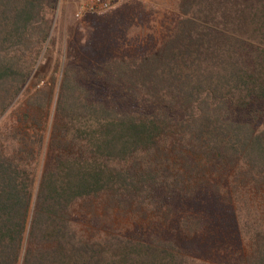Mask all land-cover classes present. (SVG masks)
<instances>
[{"label": "trees", "instance_id": "1", "mask_svg": "<svg viewBox=\"0 0 264 264\" xmlns=\"http://www.w3.org/2000/svg\"><path fill=\"white\" fill-rule=\"evenodd\" d=\"M57 5L0 0V117ZM175 10L142 57H64L52 117L37 91L0 127V264H264V0Z\"/></svg>", "mask_w": 264, "mask_h": 264}, {"label": "rangeland", "instance_id": "2", "mask_svg": "<svg viewBox=\"0 0 264 264\" xmlns=\"http://www.w3.org/2000/svg\"><path fill=\"white\" fill-rule=\"evenodd\" d=\"M175 6L176 0H114L107 11L78 17L77 0H58L50 34L53 48L40 60L39 67L10 109L0 117V127L4 128L14 116V111L37 91L47 93L48 118L52 117L64 57L90 64L115 56L139 58L150 53L173 31L177 21ZM44 119L46 121L47 117ZM47 138L48 131L45 133L46 141ZM47 151V143L44 142L42 152L45 155ZM35 194L36 187L33 203ZM27 233L28 225L23 250L27 246ZM22 256L23 252L18 264H21Z\"/></svg>", "mask_w": 264, "mask_h": 264}, {"label": "built area", "instance_id": "3", "mask_svg": "<svg viewBox=\"0 0 264 264\" xmlns=\"http://www.w3.org/2000/svg\"><path fill=\"white\" fill-rule=\"evenodd\" d=\"M113 3L114 0H77L76 15L79 17L85 13L103 12L109 9Z\"/></svg>", "mask_w": 264, "mask_h": 264}]
</instances>
